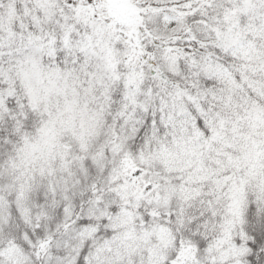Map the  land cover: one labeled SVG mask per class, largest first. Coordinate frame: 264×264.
I'll use <instances>...</instances> for the list:
<instances>
[{
    "label": "snow or ice",
    "instance_id": "obj_1",
    "mask_svg": "<svg viewBox=\"0 0 264 264\" xmlns=\"http://www.w3.org/2000/svg\"><path fill=\"white\" fill-rule=\"evenodd\" d=\"M0 264H264V0H0Z\"/></svg>",
    "mask_w": 264,
    "mask_h": 264
}]
</instances>
